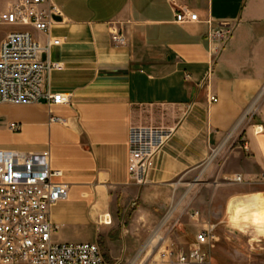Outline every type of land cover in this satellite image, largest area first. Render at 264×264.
<instances>
[{
  "label": "crops",
  "instance_id": "crops-1",
  "mask_svg": "<svg viewBox=\"0 0 264 264\" xmlns=\"http://www.w3.org/2000/svg\"><path fill=\"white\" fill-rule=\"evenodd\" d=\"M51 1L50 34L28 30L43 48L62 41L43 57L61 65L48 87L67 103L0 105V150L48 151L54 182L70 185L51 211L54 241L142 264L170 216L179 249L216 225L211 264H264V0ZM177 11L199 21L178 23ZM15 29L0 26V47ZM133 126L176 130L143 187L128 173Z\"/></svg>",
  "mask_w": 264,
  "mask_h": 264
},
{
  "label": "built area",
  "instance_id": "built-area-1",
  "mask_svg": "<svg viewBox=\"0 0 264 264\" xmlns=\"http://www.w3.org/2000/svg\"><path fill=\"white\" fill-rule=\"evenodd\" d=\"M59 21V10L51 0H13L8 10L0 14V26L16 28L0 47V105L28 106L45 102L59 106L67 103L62 94L53 93L48 87L50 74L61 69V65L43 60L44 54L62 41L49 40L43 48L28 30L49 35ZM176 21L187 23L199 19L197 15L177 11ZM231 33L230 27L223 26L213 32L212 39L219 46ZM111 35L116 45H126L121 31L115 29ZM210 101L217 103L218 99L212 96ZM255 113L253 109L247 115ZM11 127L19 128L16 124ZM175 134L173 128L131 127L128 173L134 185L149 184L158 156ZM59 176L61 174L51 168L48 151L0 150V264H109L97 244H59L54 241L58 226L51 221V211L66 201L70 192V185L54 182ZM233 181L241 183L243 178L237 175ZM169 218L167 216L154 235L160 239L156 248L161 263L211 264V253L217 242L216 225L202 230L195 243L185 250L170 240L175 225H170L166 235H159L162 229L169 227Z\"/></svg>",
  "mask_w": 264,
  "mask_h": 264
},
{
  "label": "rangeland",
  "instance_id": "rangeland-1",
  "mask_svg": "<svg viewBox=\"0 0 264 264\" xmlns=\"http://www.w3.org/2000/svg\"><path fill=\"white\" fill-rule=\"evenodd\" d=\"M13 0H0V12L5 11L8 6L12 3ZM1 14V13H0ZM263 95H264V90H263ZM165 219H167V216H165L162 221L157 225L156 229H154L151 234H150V239L155 235L156 231L159 230V227L163 224V222L165 221ZM172 224V222L170 221L168 223V225L170 226ZM88 233V232H87ZM86 234V233H85ZM160 236L164 235L161 233H159ZM149 239V240H150ZM147 249V248H146ZM145 249V250H146ZM147 252H149L148 257L146 258L145 264H162L161 263V258L159 256V252H158V248L156 249H152V247H148V249L146 250Z\"/></svg>",
  "mask_w": 264,
  "mask_h": 264
},
{
  "label": "bare ground",
  "instance_id": "bare-ground-1",
  "mask_svg": "<svg viewBox=\"0 0 264 264\" xmlns=\"http://www.w3.org/2000/svg\"><path fill=\"white\" fill-rule=\"evenodd\" d=\"M104 221L106 223H110V217L107 216ZM160 243V239L156 236H153L149 242V245L152 246L154 249L158 246V244Z\"/></svg>",
  "mask_w": 264,
  "mask_h": 264
},
{
  "label": "water",
  "instance_id": "water-1",
  "mask_svg": "<svg viewBox=\"0 0 264 264\" xmlns=\"http://www.w3.org/2000/svg\"><path fill=\"white\" fill-rule=\"evenodd\" d=\"M43 60H45V57H43Z\"/></svg>",
  "mask_w": 264,
  "mask_h": 264
}]
</instances>
